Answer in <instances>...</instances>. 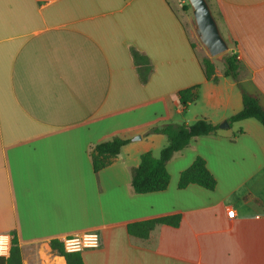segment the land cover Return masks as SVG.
I'll use <instances>...</instances> for the list:
<instances>
[{"label":"crops","instance_id":"obj_1","mask_svg":"<svg viewBox=\"0 0 264 264\" xmlns=\"http://www.w3.org/2000/svg\"><path fill=\"white\" fill-rule=\"evenodd\" d=\"M208 2L264 105V0ZM133 48L151 65L145 82ZM201 60L179 0H0V235L16 232L23 264H67L51 240L89 231L101 244L81 251L85 264H264V126H220L242 92L225 63L215 81ZM195 85L184 109L178 93ZM199 118L219 129L175 153L165 190L135 192L141 154L168 143L148 130ZM114 136L128 143L95 171L93 147ZM198 155L213 190L178 185ZM175 214L178 226L158 223L148 238L128 231Z\"/></svg>","mask_w":264,"mask_h":264},{"label":"trees","instance_id":"obj_2","mask_svg":"<svg viewBox=\"0 0 264 264\" xmlns=\"http://www.w3.org/2000/svg\"><path fill=\"white\" fill-rule=\"evenodd\" d=\"M195 46V45H194ZM134 60L137 64L146 63L145 68H140V78L143 82L147 81L151 65L146 56L140 55L139 51L132 49ZM225 75L232 76L238 83L243 96V108L230 116L228 121H235L255 118L264 126V105L260 94L251 92L244 87L240 81L241 61L233 49L224 54ZM205 75L208 79L217 81L216 64L210 57L202 60ZM179 100L184 109L194 102L199 95V85L184 88L179 91ZM219 129V125L213 124L206 118H199L193 123L167 122L156 125L148 130V133H163L168 137V143L162 148L160 155L156 157L152 151L141 154L140 163L132 171V187L137 193H148L165 190L170 184V173L168 171V161L175 153L188 147L194 138L214 133ZM128 143L127 139L114 136L110 139L97 143L92 151V160L95 171L109 165L116 157L122 147ZM190 184H199L207 189L213 190L217 186V179L207 166L206 159L198 155L192 164L184 169L179 178V187L184 188ZM181 222V215H169L143 221L131 222L128 224V231L131 235L148 238L151 231L158 223L178 226ZM53 251L66 258L67 264H85L81 252H68L65 250L63 242L59 239L51 240ZM0 264H23L22 252L16 232H12L10 253L8 256L0 255Z\"/></svg>","mask_w":264,"mask_h":264},{"label":"water","instance_id":"obj_3","mask_svg":"<svg viewBox=\"0 0 264 264\" xmlns=\"http://www.w3.org/2000/svg\"><path fill=\"white\" fill-rule=\"evenodd\" d=\"M188 1L195 17V30L209 55L217 57L227 52L230 46L220 29L208 0ZM229 125L228 120L220 124L221 127H228Z\"/></svg>","mask_w":264,"mask_h":264},{"label":"built area","instance_id":"obj_4","mask_svg":"<svg viewBox=\"0 0 264 264\" xmlns=\"http://www.w3.org/2000/svg\"><path fill=\"white\" fill-rule=\"evenodd\" d=\"M228 215L233 218L236 209L230 208ZM64 248L68 252H81L87 248L98 247L101 244V235L97 231H89L83 234L71 235L63 238ZM11 243L6 235H0V255L6 256L10 253Z\"/></svg>","mask_w":264,"mask_h":264},{"label":"rangeland","instance_id":"obj_5","mask_svg":"<svg viewBox=\"0 0 264 264\" xmlns=\"http://www.w3.org/2000/svg\"><path fill=\"white\" fill-rule=\"evenodd\" d=\"M180 2V11L182 12V14L185 16L186 18V23H187V27L188 30L190 32V35L194 41V45L196 46L197 50H198V55L201 59H203L204 57H210L215 64H217L219 67L222 66V64L225 63L224 60V54H221L217 57H211L207 51V49L205 48L204 44L201 42L196 30H195V17L193 14V9L189 3L188 0H179Z\"/></svg>","mask_w":264,"mask_h":264}]
</instances>
